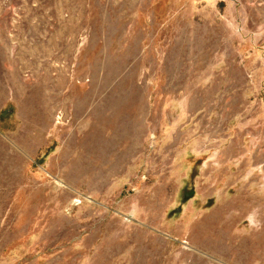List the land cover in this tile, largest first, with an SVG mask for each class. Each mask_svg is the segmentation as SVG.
<instances>
[{"label":"rangeland","instance_id":"rangeland-1","mask_svg":"<svg viewBox=\"0 0 264 264\" xmlns=\"http://www.w3.org/2000/svg\"><path fill=\"white\" fill-rule=\"evenodd\" d=\"M0 264H264V0H0Z\"/></svg>","mask_w":264,"mask_h":264}]
</instances>
